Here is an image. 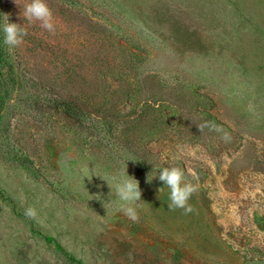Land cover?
I'll list each match as a JSON object with an SVG mask.
<instances>
[{
	"label": "rangeland",
	"instance_id": "374dc122",
	"mask_svg": "<svg viewBox=\"0 0 264 264\" xmlns=\"http://www.w3.org/2000/svg\"><path fill=\"white\" fill-rule=\"evenodd\" d=\"M29 2L0 0V264H264V0H47L54 32Z\"/></svg>",
	"mask_w": 264,
	"mask_h": 264
},
{
	"label": "clouds",
	"instance_id": "9594fccd",
	"mask_svg": "<svg viewBox=\"0 0 264 264\" xmlns=\"http://www.w3.org/2000/svg\"><path fill=\"white\" fill-rule=\"evenodd\" d=\"M14 2L21 7L18 0H14ZM21 16L29 22H39L40 26L49 32L55 31L54 13L48 5L47 0H30L29 3L23 6ZM2 32L3 43L9 49L19 47L23 43V38L27 35V31L21 27L20 24L9 22V19L8 22L3 25ZM197 127L201 133L204 128H208L211 131L222 133L221 138L225 141L230 138L227 132L213 122L205 121L204 123L197 125ZM158 179L170 190V202L168 204L169 210L182 209L185 214L193 211L192 206L188 202L193 194L198 192V185L186 181L182 169L179 167H164L159 172ZM151 181L152 179H149L148 176V182ZM108 184L112 189V185L109 182ZM162 190L163 188H160L158 190L159 193H161ZM116 196L120 201L124 202L121 205L120 211L131 221L137 222L139 220L137 208L141 206L142 202H144L141 199L142 192L139 182L127 173V176L121 177L116 184ZM25 215L30 218H35L36 210L29 207L25 209Z\"/></svg>",
	"mask_w": 264,
	"mask_h": 264
}]
</instances>
